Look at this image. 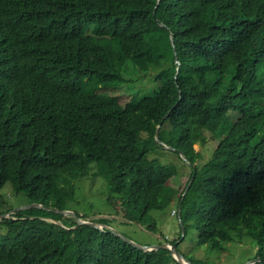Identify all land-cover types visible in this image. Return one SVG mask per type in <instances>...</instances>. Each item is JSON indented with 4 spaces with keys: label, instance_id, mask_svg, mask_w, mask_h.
<instances>
[{
    "label": "trees",
    "instance_id": "trees-1",
    "mask_svg": "<svg viewBox=\"0 0 264 264\" xmlns=\"http://www.w3.org/2000/svg\"><path fill=\"white\" fill-rule=\"evenodd\" d=\"M94 168L126 222L165 241L151 212L173 205L185 231L169 243L195 227L264 261V0H0V199L10 182L44 206L0 219V264H182L118 236L116 217L55 211L87 217L71 202Z\"/></svg>",
    "mask_w": 264,
    "mask_h": 264
},
{
    "label": "rangeland",
    "instance_id": "rangeland-1",
    "mask_svg": "<svg viewBox=\"0 0 264 264\" xmlns=\"http://www.w3.org/2000/svg\"><path fill=\"white\" fill-rule=\"evenodd\" d=\"M130 68L128 76H135L134 71ZM138 75V74H137ZM140 75L147 77V72ZM154 71L151 70L149 76L141 83V86L148 90L151 87H155L157 82L153 80ZM125 80V78H124ZM124 80L122 82H124ZM131 81V80H130ZM138 84V85H139ZM159 84V83H158ZM158 86V85H157ZM209 141L205 146H201L199 143L196 144V148L203 153V160L205 161L210 158L213 148L212 135L208 133ZM160 156L164 163L175 162L179 167L183 164L182 159L178 157L173 149H160ZM98 168H94L90 175L79 179L77 182V199L72 203L80 211L81 214L86 215L84 220L96 219L102 216L116 217L113 219L112 226L119 232L123 233L127 238L132 239L141 244L156 245L164 243L159 238L158 234L150 233L151 231L146 228L145 225H140L135 222H126L127 219L122 215L115 214L110 205L107 202L108 188L104 179L97 173ZM2 197L0 199V208L4 211L9 210L7 214L0 215V219L3 216H11L14 211L24 210L29 205L28 198L24 195V192H16L10 182L1 190ZM173 205H169L165 209L153 210L151 213L156 219L158 230L163 234V238L167 239V242L171 238H176L180 232V220L179 216L173 213ZM21 207V208H20ZM29 208V207H28ZM112 213V214H111ZM8 227L0 222V238L6 235ZM160 235V234H159ZM180 242V240H179ZM178 242V243H179ZM181 243V242H180ZM180 249L187 257H193L201 261H207L206 264H233L237 262H246L255 248L251 249V243H238L229 242L227 245V251H220L219 249H211L208 245H201L198 242V230L194 227L188 230V234L183 243L180 244ZM253 259V257H252Z\"/></svg>",
    "mask_w": 264,
    "mask_h": 264
},
{
    "label": "water",
    "instance_id": "water-1",
    "mask_svg": "<svg viewBox=\"0 0 264 264\" xmlns=\"http://www.w3.org/2000/svg\"><path fill=\"white\" fill-rule=\"evenodd\" d=\"M172 41L174 42L173 35H172ZM158 133H159V127H158V130H157L156 134L158 135ZM165 146H167V145H165ZM181 154H182L183 158L185 160H187V157L183 153H181ZM192 182H193V179L190 181L188 187H190ZM25 207L28 208V207H44V206H43L42 203L33 202V203H29V205H26ZM55 211L58 212V213L66 214V215H69V214L73 215L74 217H76V219L79 222V224H88L90 226L99 227V228H103L105 226V224L100 223L98 221L84 220L82 217H78L77 214L75 213V211L71 210V209L61 210L59 208H56ZM180 222L182 224V229H183V232H184L185 228H184V225H183V222H182L181 219H180ZM114 232H116L118 236L122 237L123 239H125L126 241H128L129 243L133 244L134 246H136L138 248L149 250V249H159L160 247H167V248L171 249L173 255L182 264H202V263H195L190 258L185 257L183 252L178 249V244H177L178 242H175V243L170 244V245L168 243H162V244H156V245H145V244H141V243H138V242H136V241H134L132 239L127 238L123 233H121L119 231H115L114 230ZM257 261H260L262 264H264V261L262 260L261 257H256V258L250 259V260H248V261H246V262H244L242 264H253V263L257 262Z\"/></svg>",
    "mask_w": 264,
    "mask_h": 264
},
{
    "label": "clouds",
    "instance_id": "clouds-1",
    "mask_svg": "<svg viewBox=\"0 0 264 264\" xmlns=\"http://www.w3.org/2000/svg\"><path fill=\"white\" fill-rule=\"evenodd\" d=\"M174 214H176V215H178L179 216V220L181 219V217H180V214H177V212H175ZM182 220V219H181ZM113 228V227H112ZM164 243H168L169 245L171 244V243H169L168 241L167 242H165V241H163ZM145 245H149V244H145ZM181 251V250H180ZM184 254V253H183ZM186 257V256H185ZM189 258V257H188Z\"/></svg>",
    "mask_w": 264,
    "mask_h": 264
},
{
    "label": "bare ground",
    "instance_id": "bare-ground-1",
    "mask_svg": "<svg viewBox=\"0 0 264 264\" xmlns=\"http://www.w3.org/2000/svg\"><path fill=\"white\" fill-rule=\"evenodd\" d=\"M187 189H188V187H187ZM186 189V190H187ZM186 192V191H185ZM176 212V210L175 209H173V213H175ZM185 228V227H184ZM184 231H185V229H184ZM160 244H162V243H160ZM175 257V256H174ZM176 258V257H175ZM177 259V258H176ZM178 261V260H177ZM178 262H180V261H178ZM181 263V262H180ZM202 264H206V263H202Z\"/></svg>",
    "mask_w": 264,
    "mask_h": 264
}]
</instances>
